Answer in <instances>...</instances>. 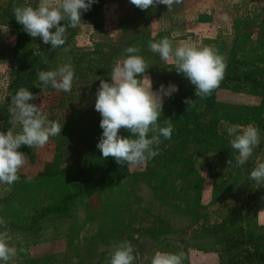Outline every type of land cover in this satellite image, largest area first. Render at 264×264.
<instances>
[{
	"label": "rangeland",
	"instance_id": "obj_1",
	"mask_svg": "<svg viewBox=\"0 0 264 264\" xmlns=\"http://www.w3.org/2000/svg\"><path fill=\"white\" fill-rule=\"evenodd\" d=\"M11 1L0 0V131L5 132L13 127L3 116L9 114V86L19 64L12 52L16 36L4 17ZM38 3L18 0L17 6ZM103 5L101 28L82 24L67 32L74 37L69 47L50 46L56 53L50 70L71 64L75 77L70 92L36 85L31 102L59 121L61 134L43 147L21 146L27 158L20 179L0 183V218L18 249L8 264H110L114 244L121 241L134 246L133 264H151L157 251L184 252L183 264H230L229 255L234 264H264V258L246 253L258 243L264 256V185L249 178L257 162H264V0H182L171 10L162 4L141 10L130 0ZM165 36L173 48L212 46L223 55L225 74L211 95L197 97L195 86L148 48L150 40ZM48 45L32 37L23 55L36 57ZM130 46L139 47L148 62L145 74L153 90L178 86L164 98L158 121L166 126L171 120V139L161 137L159 154L131 169L114 157L103 158L97 148L102 116L95 110L100 80L111 81V69ZM187 98L193 100L190 108ZM233 125L260 130L259 146L240 167L227 133ZM120 134L131 135L125 129ZM65 196L72 199L67 214L56 210ZM243 220L253 233L247 232L240 252H227L218 233L235 230L239 239L247 228H238Z\"/></svg>",
	"mask_w": 264,
	"mask_h": 264
},
{
	"label": "clouds",
	"instance_id": "obj_2",
	"mask_svg": "<svg viewBox=\"0 0 264 264\" xmlns=\"http://www.w3.org/2000/svg\"><path fill=\"white\" fill-rule=\"evenodd\" d=\"M97 0H39L37 6H15L16 21L33 38L40 37L44 44L52 49L65 45L68 28L75 29L81 24L82 11L87 12ZM141 10L156 5H172L182 0H130ZM65 21V23H62ZM148 48L158 53L165 63H172L177 73H182L195 86L197 97H207L222 81L227 67L225 58L212 46L194 47L182 45L173 48L172 40L165 36L159 41H149ZM67 50V49H65ZM123 60H117L109 73L111 81L101 79L96 92L95 110L102 116L100 127L102 136L97 144L103 158L114 157L117 164L131 169L140 166L159 154L161 137L171 139L173 125L165 120L166 126L159 124L163 111L164 98L178 91V86L161 84L153 90L151 79L145 74L148 67L146 59L140 55L141 49L130 46ZM46 64L47 59L42 58ZM37 76L44 87L49 85L56 90L70 92L75 70L71 64H64L55 70H41ZM43 90V89H42ZM37 96L27 88L21 87L11 96L9 123L13 126L6 132L0 131V183L11 185L20 177L19 170L25 165L27 156L19 151L21 146L43 147L50 137L61 134L59 121L49 120L41 106L34 101ZM189 108L193 106L190 98L184 101ZM19 125L20 130L13 129ZM128 130L131 135L125 137L120 130ZM259 129L253 125L246 127L233 125L227 128L232 137L231 147L238 153L235 166H243L260 144ZM151 133V135H149ZM154 146L155 149L154 150ZM231 166L232 159L227 161ZM250 180L264 185V162H257L250 173ZM110 264H133L135 249L129 241L114 244ZM20 252L26 249L20 248ZM18 254L12 244L10 229L6 221L0 218V261L8 264ZM184 252L172 253L157 251L151 264H183Z\"/></svg>",
	"mask_w": 264,
	"mask_h": 264
},
{
	"label": "trees",
	"instance_id": "obj_3",
	"mask_svg": "<svg viewBox=\"0 0 264 264\" xmlns=\"http://www.w3.org/2000/svg\"><path fill=\"white\" fill-rule=\"evenodd\" d=\"M104 0H97L96 3H94L90 10H88L87 12H83L82 11V20H81V24L80 25H85V24H90V25H94L95 27L101 28V26L103 25L102 22L104 21V17L101 15V10L102 7H104L103 5ZM18 4V0H12L10 3V7L9 9L5 10V14L4 17H7V26L10 30H12L13 35L16 36V40L15 43L13 44V48H12V52H13V56L14 58L19 61L18 67H14L13 70V79L10 83V88H9V96L7 99V107L9 109L10 106V102H11V96L14 95L21 87L27 88L28 90L32 91L34 94L36 93V85L37 84H42V82L39 81L38 76H37V72L44 70H50L51 67H53L52 65V61L54 59V57L56 56L55 51L51 50L50 46L48 45L47 49H45V52L41 55H38L36 57H32V58H26L23 55V49L25 47L26 44H28L31 40V36L24 30L23 25L19 24L14 16V12L13 9L15 6H17ZM65 23V21H64ZM74 29L72 28H68V31H72ZM73 33H71L69 36L67 35V40L65 45L66 47H69V45L71 44V42L73 41ZM42 58H46L47 59V63L45 64L43 62ZM1 112H5V111H1ZM3 117L5 118H9L10 115L6 114ZM9 125V124H8ZM83 194L85 192H82ZM72 202V199L69 198L68 196H65L63 198L62 204L58 205L56 207V210L60 213H68V205L69 203ZM67 211V212H66ZM247 226V228H246ZM239 229H244V234H240V238L238 239L236 237V233L235 230H226V229H222L220 230V235H223V239L222 242L225 243V245L227 246V252H229L232 249H238L237 251L240 252L239 249V244L240 247L244 246L245 247V243L244 240H246V236H248L247 232L252 231L250 230V227L248 226L247 223H245V221H240V225L238 226ZM250 236V235H249ZM254 252H246L247 256L249 257H261L262 259L264 258V256H262L261 254H263V250L261 248V246L256 243V245H254ZM247 251V250H245ZM233 255H229L228 256V263L230 264H234L233 262Z\"/></svg>",
	"mask_w": 264,
	"mask_h": 264
}]
</instances>
